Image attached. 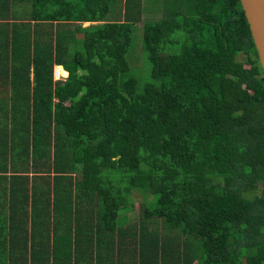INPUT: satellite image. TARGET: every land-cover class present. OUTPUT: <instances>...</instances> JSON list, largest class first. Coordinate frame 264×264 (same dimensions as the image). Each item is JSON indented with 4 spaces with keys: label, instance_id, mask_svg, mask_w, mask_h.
Listing matches in <instances>:
<instances>
[{
    "label": "trees",
    "instance_id": "trees-1",
    "mask_svg": "<svg viewBox=\"0 0 264 264\" xmlns=\"http://www.w3.org/2000/svg\"><path fill=\"white\" fill-rule=\"evenodd\" d=\"M136 1L110 21L113 0H31L35 20L76 24L84 37L73 53L36 56L0 79L13 94L12 108L0 107V148L11 139L17 174L0 221L26 238L18 225L40 230L54 203L79 256L97 246L124 261L264 264V72L241 2L167 0L173 10L142 37L159 83L139 90L125 78ZM55 65L67 79H54ZM19 165L32 167V188ZM155 219L168 234L149 229ZM26 256L7 264H38Z\"/></svg>",
    "mask_w": 264,
    "mask_h": 264
},
{
    "label": "crops",
    "instance_id": "crops-1",
    "mask_svg": "<svg viewBox=\"0 0 264 264\" xmlns=\"http://www.w3.org/2000/svg\"><path fill=\"white\" fill-rule=\"evenodd\" d=\"M32 8L31 0L30 2L26 0H0V79H16L17 66L26 69L25 67L33 63L36 56L43 57L45 55L46 57L43 58L46 60L52 52L55 55L56 50L61 51L68 47L73 51V44H76L81 36L84 37V34L77 31L76 24L35 20ZM108 20L112 21L110 18ZM91 25H97V23L86 22L82 24L84 28ZM59 68L65 76L59 75ZM30 69V79H34L32 64ZM68 75L69 73L64 70L63 66H54V79H67ZM1 82L0 80V85L3 83ZM0 107L10 109L12 102L0 104ZM4 143L6 145L0 148V152L5 154L8 168L6 172H0V179H6L5 183L3 180V187L0 186V206L4 204L2 200L4 197L9 205L13 193L11 183L14 179L12 178L17 176L11 157V139L7 138ZM31 162L32 159H30V164ZM18 171L20 175L29 176L30 188H32L31 185L36 179L32 167L30 166V172H26L25 168L20 169L19 165ZM41 181H45V178L37 177L36 183L41 184ZM51 188L53 190L55 188L53 183ZM63 224L66 226L67 222L62 221L59 225H51L48 221H44L38 226L40 230H36L32 222H29L28 225H18L29 228V235L24 238L21 236L14 237L11 229L13 225L9 221H0V227L7 228L6 236L2 237L0 234V254L5 253L11 262L27 255L26 257L32 260L38 259V264H97L98 258L103 257L102 254L107 257V261L103 260L100 264H152L148 258L144 261H137L130 257L124 261L120 259V255H111L104 249H98L97 246H93L89 250L84 249L79 256L81 249L76 252L75 244L79 242L76 241V234L66 236L64 235L65 231L60 232L59 228H63ZM69 242H71L72 247H70ZM158 264L160 263L158 262Z\"/></svg>",
    "mask_w": 264,
    "mask_h": 264
},
{
    "label": "rangeland",
    "instance_id": "rangeland-1",
    "mask_svg": "<svg viewBox=\"0 0 264 264\" xmlns=\"http://www.w3.org/2000/svg\"><path fill=\"white\" fill-rule=\"evenodd\" d=\"M125 2L126 0H113L111 4V12L109 14V18L112 21L119 20L120 18L123 17V13L127 9V7L125 6ZM133 3H134V0H133ZM168 10H173V8L171 9L169 7L167 0H141L140 11H142V16L139 22L134 24L132 46L128 53V61L131 65V72L125 75V78L135 76L138 79L139 90H141L144 87V85L147 83H151V82L159 83V80H153L152 74H151V65L147 61L144 55L145 53L142 49V37H143L144 25L146 22L156 23V22L161 21L165 17V14L166 12H168ZM11 18H12V15H11ZM176 49L178 50L179 47L177 46ZM79 50L80 51L82 50L83 53H85L83 47H81ZM68 53H73V51H69ZM240 59H242V57H240ZM58 70L61 71L60 68ZM59 75L65 76V74L63 75L62 73H59ZM55 80H60V79H55ZM12 95H13L12 92L9 90L0 91V104L11 103L12 97H13ZM2 118H5V117H3L2 115L0 116V119ZM154 200H155V197H154ZM138 201H141V199H139ZM142 205L143 204H141L139 207V215H140L139 217L141 218H143L144 216L142 214V211H143ZM152 205L153 203H151V205L149 206H152ZM46 211L49 213V218L47 221L51 225H59L62 222V219L60 216V213H61L60 207L58 205L54 203L51 206L48 205L46 208ZM149 229L153 231L154 230L158 231V233H161L162 236H164L165 234H168V230L165 228V225L163 224L162 220H156L153 224L150 225ZM59 230L60 232L63 233L65 231V225L63 224V228H59ZM0 250H1V247H0ZM47 251L48 250L46 249V252ZM7 263H11V259H9V256L7 257L5 253H1L0 254V264H7Z\"/></svg>",
    "mask_w": 264,
    "mask_h": 264
},
{
    "label": "water",
    "instance_id": "water-1",
    "mask_svg": "<svg viewBox=\"0 0 264 264\" xmlns=\"http://www.w3.org/2000/svg\"><path fill=\"white\" fill-rule=\"evenodd\" d=\"M264 72V0H240Z\"/></svg>",
    "mask_w": 264,
    "mask_h": 264
},
{
    "label": "bare ground",
    "instance_id": "bare-ground-1",
    "mask_svg": "<svg viewBox=\"0 0 264 264\" xmlns=\"http://www.w3.org/2000/svg\"><path fill=\"white\" fill-rule=\"evenodd\" d=\"M58 71H60V70H58ZM60 72H61V71H60ZM60 72H59V73H60ZM61 73H62V72H61ZM62 74H63V73H62ZM63 75H64V74H63Z\"/></svg>",
    "mask_w": 264,
    "mask_h": 264
},
{
    "label": "clouds",
    "instance_id": "clouds-1",
    "mask_svg": "<svg viewBox=\"0 0 264 264\" xmlns=\"http://www.w3.org/2000/svg\"><path fill=\"white\" fill-rule=\"evenodd\" d=\"M60 80H62V79H60ZM56 81H58V80H56Z\"/></svg>",
    "mask_w": 264,
    "mask_h": 264
}]
</instances>
